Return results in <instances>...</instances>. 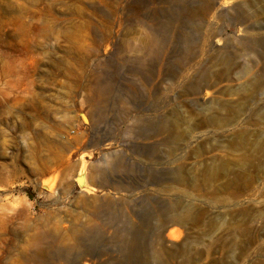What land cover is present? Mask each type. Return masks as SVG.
<instances>
[{
  "label": "rangeland",
  "instance_id": "rangeland-1",
  "mask_svg": "<svg viewBox=\"0 0 264 264\" xmlns=\"http://www.w3.org/2000/svg\"><path fill=\"white\" fill-rule=\"evenodd\" d=\"M262 124L264 0H0V264H264Z\"/></svg>",
  "mask_w": 264,
  "mask_h": 264
},
{
  "label": "bare ground",
  "instance_id": "bare-ground-1",
  "mask_svg": "<svg viewBox=\"0 0 264 264\" xmlns=\"http://www.w3.org/2000/svg\"><path fill=\"white\" fill-rule=\"evenodd\" d=\"M263 125L264 124L258 125L256 131L255 129L253 130V133L260 134L261 132H264ZM246 133L247 130H240L239 137L243 140L244 138L241 135ZM252 145L253 144H251V146ZM263 146L264 141L261 144L256 143V146L250 147L253 153L252 155H255V153L259 151H263L264 153ZM260 157L261 156H259V158ZM255 159L256 161L250 162L247 167L239 166L238 170L241 174H239L233 181L237 191L235 193L233 192L228 198L229 201L234 203V205H238L237 214H239V216L237 220H240L244 224H252L254 221L264 218V159L263 163L259 161L260 159ZM253 208H255V211H252ZM191 214L190 209L185 208L181 213L174 215L171 221H186L190 219Z\"/></svg>",
  "mask_w": 264,
  "mask_h": 264
}]
</instances>
